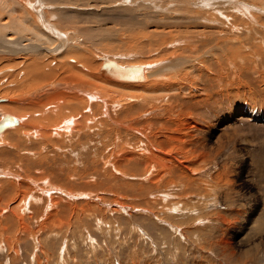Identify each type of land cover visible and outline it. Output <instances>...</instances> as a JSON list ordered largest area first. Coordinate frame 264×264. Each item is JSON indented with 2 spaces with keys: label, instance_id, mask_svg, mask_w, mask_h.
<instances>
[{
  "label": "rangeland",
  "instance_id": "obj_1",
  "mask_svg": "<svg viewBox=\"0 0 264 264\" xmlns=\"http://www.w3.org/2000/svg\"><path fill=\"white\" fill-rule=\"evenodd\" d=\"M10 1V3L4 2L5 7L11 11L15 10L13 6L14 0ZM19 1H21V3H28L29 0ZM228 1L229 0H225L223 3H219V7L224 11L223 14L229 18L226 21L228 30L224 29L226 32L222 35H218L213 33L214 25L208 23L210 19H213L214 15L207 14H211L214 8L209 7L203 10L195 9V2L193 0H31L32 3H39V5H37L38 9L42 7L40 10L41 14H43L44 11L51 10L52 13L45 12L49 16L51 22L62 20L60 22L62 24L60 25L62 27L60 31L67 37L66 39L63 38L65 40V47L62 52L56 54L57 57L68 52V49H72L71 47L80 49L78 51L81 53L90 51L91 54L88 56L91 58L92 68L96 66V70H93L92 74L102 81L108 80L99 74L100 66L103 64L101 59L102 56H106V60H109L112 57L121 55L123 57L122 59L125 60L124 62L128 63L125 65L129 66H145L148 65V63H157V60L168 61V59H173L171 57H189L194 61L193 66L196 67L198 66L196 60L201 62L203 56L207 57L208 54H211L198 53L201 43L203 42L207 45L209 42L217 43L218 41L217 47L219 51L223 49L222 55L226 61V67L229 68V70L233 69V71H237L235 66L239 64V58H243L247 62L246 70L250 74V81H256L257 83L254 87L246 86L245 88L250 90H247L249 92H245L244 94L241 92L242 90L240 87H235L234 90L225 93L223 89L231 87L229 81L226 82V87L224 88L222 82L219 84L211 79V81L205 85L197 76H193L190 78L188 77L189 79L187 82H184L187 84L185 85L186 88L184 90L180 88L177 90L178 93L175 91V88L177 86H183L179 85L178 81L170 75L167 76L168 70L171 69L168 68V70L165 71L166 76L165 74H161L159 77L155 76L156 82L154 81V83L162 85V88L160 91L149 94L150 96L148 98L151 100L150 102L155 105L156 101L151 99V97L156 98V100L159 98L158 101L160 100V104L158 108L170 109L169 112L158 110V108L155 110V115L159 113L156 115L155 119L161 118L162 123H157L158 126H155L152 121L148 128H133L135 133L127 131L130 130L128 128L125 129L122 126H117L118 130L125 129V131L129 132V135L125 140H117L118 142H116L114 148L116 154L129 153L130 155V153H139L143 150L142 154L145 155L148 153L146 151H149L147 148L149 149L150 146L147 147L143 145L142 147L138 145V132L146 137L148 143L152 135L150 130H172V135H175L178 140L171 141V147H178V145L184 147L182 150H187V154L192 155V159H190L195 162L194 166L197 167L198 165L199 167L201 165L200 163H202L203 165L201 166L205 167L202 172H194L192 175L195 179L199 178L204 194L208 193L206 195L201 193L202 200L199 202L195 200V202L199 206L201 205L202 208V204L206 203V200L209 199L208 197H216V201H212L205 207L210 208V211L207 210L209 212L204 211L203 208L198 212L197 208H195L194 211L198 214L199 219L203 220L204 225L198 224V230H194V228L191 227L190 231H192V233L186 236V239L180 238L179 232L175 231L171 226L172 222L166 218L165 214L153 216V214H148L146 212L147 207L156 206L159 203V201H157L159 195L155 194V196L154 193H145L143 188H131L130 184L132 185L133 182L137 181L132 180L129 176L122 179L119 178V182L117 181L119 187L115 190L117 193L119 192V194L123 192V196L120 195L121 197L118 198L114 195L112 196L127 205L128 209L126 212H121L120 214L113 213L116 207L112 202L106 203L107 206L97 203L96 200L99 196L103 195L102 191L106 190V187H115L114 184L117 186V183L114 181L112 186L111 184L106 185V181H104L103 178L97 177L96 168L92 171H86V169L97 166L102 161L105 162V157L108 156V152L111 151L109 150L110 147H108L102 151L103 155H101V152L95 159L93 157L77 158L72 155V162L76 165L79 173L85 178L83 183L85 182L93 185L101 182L104 183L103 186H98V190L100 189L101 192L99 190L97 194H92L91 199H83V202L82 196L79 197L81 199L80 201H82L81 205H85L86 203H97V208L100 209V211L96 215L87 214L80 219L76 218L77 214L74 213L75 211L72 212L73 210H68L63 214L65 219L59 217L55 221H51L50 219L48 221L46 220L49 215L48 213H54L55 211L50 205L48 206V202L45 207L42 208V215L38 221L34 219L35 216L31 217V215L28 216L26 214L22 222L23 224L16 222V228L18 229L14 228L10 223H7L9 220L8 216L6 218L7 221L3 220L4 222H1L2 228H4L3 226H5V228L9 226L8 229L13 227L10 231V236L5 234L8 238L12 236V239H8L7 241H12L13 238L14 240L17 238L18 240L15 241V244L13 242L14 248H10V246L7 248L5 244L8 243L6 237L3 236V231H0L2 232L0 239L2 240L5 238V240L3 239L4 241L0 240V264H264V93L261 95L256 94L257 91L262 92L264 90V78H262L264 73V65L262 62L264 50L262 46L260 47L262 44L258 41V38L246 37L239 31V27H236V25H238V21H236L238 20L237 16L241 15V13L234 9L233 4H228ZM236 1H244L247 4L255 6L257 10H253V12L257 14V16L261 15L258 14V8L263 6L262 9H264V0ZM40 2H45V4ZM35 4L32 5L34 6ZM28 8L32 9L31 7ZM243 8L245 7L243 6ZM29 11L35 14L34 11ZM18 12H16V14L14 13V20H17V17H21L22 14ZM2 13L4 14L5 12ZM218 16L219 15L216 17ZM6 17V15H3V17L0 16L1 19ZM32 18H34V15ZM261 18H264V16H261ZM215 19L223 23L220 18ZM255 27L261 30L260 27ZM207 28L212 30V32H209ZM216 28L218 27L216 26ZM230 29L232 31L227 33ZM2 37H4V35H0V40H11L9 38L7 39L6 36L4 37L5 39ZM223 41L225 42L224 44ZM221 42L224 46L220 44ZM27 43V41H22L21 44L23 45L19 44V48L23 49L24 45L29 44ZM213 43L212 46L214 45ZM212 46H208L207 48H212ZM259 47L261 53L258 51ZM233 49L235 52L237 51V54L240 56H233ZM260 54L262 55L259 58ZM1 56L3 55H0V57ZM228 58L234 59L228 60ZM8 59L11 60L5 62L4 58L2 62L0 61L1 103L11 102L12 93L10 92H13V90L8 89L7 85H9V82L12 80H17V70L29 71L22 61H17V57H9ZM69 59L74 60V58L70 57L66 61L59 58V61L54 65L58 63L61 65L68 64ZM228 61L234 65H230L227 63ZM69 63L76 64L74 61H69ZM78 67H80V65ZM64 68L65 67L62 66L61 71L56 70V72L52 73L55 75L54 79H58V83L60 84L69 81L62 76ZM13 69V72L6 73L7 70L12 71ZM170 71L172 74L176 72L174 69ZM176 73H179V71ZM176 73H174L173 76H175ZM193 73L194 71L192 74ZM155 77L152 79L154 80ZM41 79V76H38L27 83L33 84L41 81ZM235 80L237 81L234 77L233 82ZM195 81L197 84H195ZM96 83H99L98 86L100 87L105 85L99 80H97ZM149 83L151 84L152 82L148 81L147 84ZM66 85L69 84H65V87H63V85H58V88L54 89L55 92L68 93V96L75 95L76 92L67 89ZM209 85L210 90L206 88ZM13 86V82H11L10 88ZM108 86H111L112 90L121 94L119 91L122 88H118V86L115 85H113V87L112 85ZM100 87L94 90H98L99 93L97 91L96 93L94 91L92 92L95 101L93 97L90 99L93 104L98 103L100 100H104L100 97ZM211 91L213 93L217 92L216 94L219 96H214L215 98L212 101H210L209 97ZM45 92L48 93L46 90ZM55 92L48 93L46 96L55 94ZM126 93L139 94V92L133 90L127 91ZM95 94H99L97 96H99L100 99ZM130 94H127V96ZM170 97H174L176 101L171 102ZM110 98L111 100H117L118 96L111 95ZM187 100L188 102L190 100V104H187ZM107 107L106 119L110 115L108 104ZM119 111L120 109H118L116 113ZM148 111L149 114H142L139 120H137L138 118H133V121H130L131 125L130 123L128 125L123 123V125H127L130 128L134 127L133 124L140 121V119H147L149 121L154 113H152L150 109H148ZM245 113L247 114L244 116L243 114ZM3 115H10L13 117L9 113H0V119ZM112 116L114 117V115ZM167 123L168 126H166ZM57 124V120L53 119V125ZM142 130H148L147 132L149 134ZM134 136L137 138L135 139ZM105 137L102 136V138L98 140V142L100 141L99 143H101L100 145L97 144L100 146V149L104 144H109V138L107 141ZM218 138L220 139L218 140ZM194 140L195 143H193ZM3 144L6 145V142L4 143L0 140V149L5 147ZM216 147L218 148L217 153L215 152ZM154 148L157 149L156 146L152 147V149ZM93 150H95L94 152L97 154L96 148ZM176 151L179 152V148ZM179 159L184 163L190 164V161L187 162V158L183 155H181ZM112 162V159L108 161L109 164ZM196 162L198 164H196ZM1 167H6L8 172H13L17 168H22L23 162L18 158L4 157L0 160V169ZM42 173L43 172H41L40 175H42ZM98 173H100V171H98ZM113 175L118 176L119 174ZM155 175L156 173H151L149 179L155 178ZM187 175L190 176L188 173ZM92 176L94 179L90 181ZM112 178L116 179L114 176ZM201 179H203L202 181L204 184ZM83 183L79 182V184ZM161 183L162 182H160V184ZM161 185H163V183ZM162 189L166 188L162 186ZM162 189L159 194H161L162 191L164 192ZM170 190L171 189H168L167 191L166 189L165 191L169 192ZM142 192H144V195ZM52 194L57 193L55 192ZM151 195L154 196L152 197ZM194 197L195 196H193V198ZM140 198L142 201H146L147 204L136 207L141 201ZM64 199V203L70 206H72L73 202L79 201L77 198L65 197ZM172 203L174 202L169 200L166 205ZM37 206L40 205L37 204ZM111 209L113 210L112 213L110 212ZM176 210L174 212L171 210L168 216L180 217L182 212ZM216 211L222 212L227 221L221 222L214 220L216 214L212 216V213ZM78 215L81 216V213ZM189 215V213H186L184 216ZM186 218L189 217H185L184 219ZM175 223L180 224L178 225L180 229L184 226V222L181 220L176 219ZM44 224L46 225L44 226ZM22 226L25 228L28 227L29 229L27 228L24 233L22 232ZM253 227L255 228L254 230ZM141 231L143 234L140 233ZM242 236L248 237L245 242L248 243V245L245 247L241 244L239 245ZM226 243L228 244L226 245ZM235 243L239 246L235 247ZM253 245L257 246L254 250H252L254 247ZM230 250H233V255H229L231 252Z\"/></svg>",
  "mask_w": 264,
  "mask_h": 264
},
{
  "label": "bare ground",
  "instance_id": "obj_2",
  "mask_svg": "<svg viewBox=\"0 0 264 264\" xmlns=\"http://www.w3.org/2000/svg\"><path fill=\"white\" fill-rule=\"evenodd\" d=\"M193 1L195 2V5L193 4L195 6V9L203 10L209 7L214 8L212 12L210 11L211 14L206 13L207 15H214L213 19H210L208 21V23L214 25L213 33L222 35L226 32L224 31V29L228 30L226 21L229 18L223 14L224 11H222V9L219 7V3H223V1L225 0ZM4 2L10 3L11 1L0 0V16L3 17V15H6L8 17V20L7 17L4 19L0 18V35H4V37L6 36L7 39L9 38L11 40H0V55H3L0 57V61L2 62L5 58V62H7L11 60L8 59L9 57H17V61H22L23 64L27 66L26 68H28L29 71L17 70V80L11 81L13 82L14 86L10 88L11 82H9V85H7L8 89L13 90V92H10L12 93L11 102H0V113H9L13 117H15L14 119L16 120L15 124H8L4 127L2 131H0L1 134L6 130L2 135H0V140L4 143L6 142V145L3 144L5 145V147L0 149V160L4 157L18 158L21 159V161L23 162V167L17 168L13 172H8L6 167H1L0 169V231H3V236H5V234L10 236L11 229L13 227L16 228V222L22 223L25 219L26 214L28 216L31 215V217L35 216L34 219L38 221L42 215V208H44L48 202V206L50 205L52 209H55L54 213H48L49 215L46 219L48 221L49 219L51 221H55L59 217L64 218L63 214L68 210H73L72 212L75 211L74 213L77 214L76 218L80 219L82 216H86L87 214L96 215L100 211V209L97 208V203L99 205H106V203L112 202V204H114V206L116 207L113 213L120 214L121 212H126L128 209L127 205L116 199L118 197L123 196L122 194L124 193L121 191L122 194H119V192L117 193L115 189L119 187V178L122 179L126 178L127 176L132 178V180L137 181L133 182L132 185L130 184L131 188L139 187L143 188L145 193L148 192L154 193V195H159V199L158 197V200L156 199L157 201H159V203L157 202L158 204L156 206L159 207H147L146 212L148 214H153V216L157 214H165L166 218L172 222L171 226L175 229V231L179 232L180 238L186 239V236H189L190 233H192V231H190L191 227H193L194 230H198V224L204 225L203 220L199 219L198 214L194 210L195 208H197L198 212H200V209L202 208L204 211L209 210L210 208L205 207L209 205L212 201H216V197L211 198L207 195L209 199L206 198V203L202 204V208L201 205L199 206L195 202V200H197L198 202L202 200L201 193L204 194V190L202 191L199 178L197 177L198 179H195V177L193 178L192 175L194 174V172H202L203 168L205 167L201 166L203 165L202 163H200L201 165L199 167L198 165L197 167L194 166L195 162L191 161L192 155L187 154V150L183 151L182 148L184 147H181L179 145L178 147H171V141L178 140L175 135H172V130H150L152 135L151 138L148 140V143L146 137H144L142 133L138 132V145L142 147L143 145H146L147 147L150 146L149 149L147 148V150L149 151H146L145 149V151L148 152L145 155L142 154V149L141 152L132 154L130 153V155L129 153L116 154L114 148L116 142H118V139H126V137L129 135V132L127 131L133 133V128H148V126L151 125L152 121L154 123L153 125L158 126L157 123H160L162 121L161 118L155 119L156 115L159 114L157 113L155 115V110L159 107L160 104V100L158 101L159 98L156 100V98L151 97V99L156 101V105L151 103V100L148 99L150 96L149 94L160 91V89L162 88V85L154 83V81L156 82L155 76L159 77L161 74H165L166 76L165 71H167L168 68H171L174 69L176 72L179 71V73L174 72L176 73V75L173 76L174 73L172 74L170 69L168 70L167 76L170 75L172 78L178 81L179 85L183 86H175V91L179 90L180 88L184 90L186 88L185 85H187L184 82H187L190 77L197 76V78H199L205 85H207L208 82H210L212 79V81L219 84L220 82H222L224 84V88L226 87V82L229 81L231 87L223 89L225 93H229L230 91L234 90L235 87H240L242 91H239L244 94L245 92H249L247 90H250L248 88H245L246 86L254 87L257 83L256 81H250V74L246 70L247 62L243 58L238 57L239 61H237L239 64H236L234 62L236 64L235 69H237V71H233V69L229 70V68L226 67V61L222 55L223 49L219 48L220 51L218 50V41L217 43L209 42L207 45L202 42L200 48L198 49V53L211 54H208L207 57L203 56V60L201 62L196 60L198 64V66L196 67L193 66L194 61L191 60L192 58L189 57H171L173 59H168V61L157 60V63H148V65L145 66H129L125 65L128 63L124 62L125 60L122 59L123 57L121 55H117L110 59L107 58L109 60H106V56H102L101 59L103 64H101L100 66L99 74L100 76H103L111 82L108 80L102 81L92 74V71L96 70V66L95 68H92V61L91 58L88 56L89 54H91L90 51H85L84 53H81L78 51L80 49L71 47L72 49H68V52L63 53V55L60 57H57L56 54L62 52L63 48L65 47V40L63 38L66 39L67 36L63 35V33H61L60 31V29H62V27L60 26L62 25L60 23L62 20H59L58 22H51L49 20V16L46 13H52L51 10L44 11V13L41 14L40 10L42 9V7L40 9H38L37 7L39 3H32L31 0H29L28 3H21V1L19 0H14L13 6L15 10L11 11L5 7ZM228 2V4L230 5L233 4L234 9L242 15L237 16L238 20L235 19L236 21H238V25H236V27H239V31L242 32L243 35H245L246 37L255 39L258 38V41L262 44L260 45V47L262 46L264 50V18H261V16H264L262 15L264 14V9H262L263 6L261 8H258V14L261 15L257 16V14L253 12V10H257V8H255V6L251 4H247L244 1L236 0H229ZM40 3L45 4V2ZM32 4L35 5L33 6ZM243 6L245 8H243ZM28 7H31L32 9H29ZM28 9L34 11L36 15L30 12ZM18 11L22 15L20 14L21 17H15L17 20H14V13L16 14V12ZM2 12L5 13L3 14ZM215 13L216 16H219L216 17ZM33 15L34 18H32ZM215 18H220L223 23H220ZM216 26L218 28H216ZM255 26L260 27L261 30L257 29ZM207 30L209 32H212V30H209V28H207ZM230 31L232 30L230 29L229 31H227V33H230ZM21 40L27 41L29 43H27L28 45H24L23 49L19 48V44L22 43ZM212 43L214 44L213 46ZM224 43L225 42L223 41V44ZM220 44H222V42ZM208 46H212V48H207ZM260 47L258 48L259 53H261V51L259 50ZM261 55L262 54L259 55V58L261 57ZM233 56L237 57L240 55L237 54V51L235 52V50L233 49ZM69 57L74 58V60L69 59L68 64L61 65L58 63L54 65L59 61V58H61V60L63 61H66ZM230 59L234 58H228V60ZM69 61H74V63L76 64H70ZM164 62H166L167 64ZM262 62L264 65V58L262 59ZM109 63L117 66L120 69L117 70L118 77L114 79L111 78L107 73V71H111L107 68H110ZM227 63L232 66L234 65L229 61ZM79 65L80 67H78ZM62 66L65 67L63 69L64 73L62 76L68 79L69 81H65L63 82V84H60L58 83V79H54L55 75H53L52 73L56 72V70L61 71ZM132 67L140 68L141 75L139 77H137L134 71L132 70H127V72L124 71L125 69ZM13 71L14 69L12 71L7 70L6 73H10ZM193 71L194 73L192 74ZM122 75L130 76L133 79L128 81H121L119 77H121ZM38 76H41V81L35 82L33 84L27 83L30 80H34ZM153 77H155L154 80L152 79ZM234 77L237 79V81L235 80L233 82ZM262 78H264V73ZM97 80L103 82V84L105 85L103 87L98 86L99 83H96ZM148 81L152 83L147 84ZM65 84H69L66 85L67 89H69L70 91L72 90V92H76L78 94L75 93V95L73 96H68V93L66 94L62 92H55L54 89H57L58 85H63V87H65ZM195 84H197L196 81ZM108 85H112V87L113 85H115L118 86V88H122L121 90L119 89V92H121V94L112 90L111 86ZM210 85L206 87L208 90H210ZM98 87H100V97H102L101 99L104 100H98V103L93 104L91 103L90 98L93 97L92 92ZM45 90L48 93L55 92V94H49L48 97L46 96L48 93H46ZM131 90L137 91L139 92V94L126 93L127 91ZM96 91L98 92V90ZM96 91L94 92L96 93ZM216 93H213L212 91L209 93L210 101L214 100V96L218 95ZM263 93L264 90L262 92L257 91L256 94L261 95ZM127 94H130L128 96L131 97H128ZM95 95L97 96L99 94ZM111 95L118 96L117 100H111ZM93 99L95 101L94 97ZM170 100L171 102L176 101L174 100V97H170ZM107 104L110 109V115L106 119L105 116L108 110ZM187 104H190V100L189 102L187 100ZM118 109H120V111L116 113ZM148 109H150L151 112L154 113V115L149 119V121L147 119H140V121H137L133 124L134 127L129 128L127 126L130 121H133V118H138L137 120H139L142 114H149ZM158 110H165L166 112L170 111L169 108H158ZM246 114L247 113L243 115L245 116ZM112 115H114V117ZM5 116L13 118L10 115H3L1 116L0 121ZM53 119L57 120V125H53ZM123 123L127 125L124 126ZM117 126H122L125 129L128 128L130 130H118ZM166 126H168V123L166 124ZM142 131L148 133V130ZM102 136H106L105 138H107V141L108 138L110 141L109 144H104L100 149V146H98L97 144H101L99 143L100 141L98 142V140L102 138ZM134 137L135 139L137 138L136 136ZM219 139L220 138H218V140ZM193 143H195V140L193 141ZM153 146H156L157 149H152ZM108 147H110L109 150L111 151H109V155L105 157L106 161H102L97 166H93L91 168L86 169V171H92L96 168L97 177L103 178L104 181H106V185L111 184L112 186V183L116 181L117 186L116 184H114L115 187H106V190L102 189L103 195L99 196V198L96 200V204L86 203L85 205H81L82 201H80L81 199L79 197L82 196V200L91 199V195L97 194V191L100 190H98V186H103L104 183L101 182L95 185L88 184L85 182L83 183V180L85 178L82 176V174L79 173L78 169L76 168V165H74V163L72 162V155L76 156L77 158L93 157L95 159L97 155L99 156V154H101V152ZM95 148L97 150V154H95V150H93ZM178 148L179 152L176 151ZM217 151L218 148L216 147L215 152L217 153ZM101 155H103V152ZM181 155L185 156L187 158V162L190 161V164L181 161L179 159ZM110 159L113 160L111 164L108 163ZM196 164L198 163L196 162ZM98 171H100V173H98ZM41 172H43L42 175H40ZM153 172L156 173L155 178L149 179L151 173L153 174ZM187 173L190 174V176H188ZM113 174L119 175L115 176ZM113 176L116 177V179L112 178ZM92 179H94L93 176L91 177L90 181ZM202 180L203 179H201V181ZM79 182H82L83 184H79ZM160 182H162L163 185H161L162 183L160 184ZM162 186L166 188L167 191L168 189L171 190L169 192H166V189H162ZM161 189L164 190V192L162 191V193L159 194V192H161ZM55 192L57 194H52ZM142 193L144 195V192ZM113 195L116 196V198H113ZM193 196L195 197L193 198ZM65 197L73 199L77 198V200L79 201L73 202L72 206H70L69 204L64 203ZM169 200H172L174 203L166 205L167 201ZM37 204L40 206H37ZM146 204V201L141 200L136 205V207H141ZM112 209L110 210L111 213L113 211ZM171 210H173V212L175 210L182 212V215L180 217L168 216V213ZM79 213H81V216L78 215ZM186 213H189L190 215L184 216ZM214 214H216L214 220L221 222L227 221L226 217L222 214V212L216 211L212 213V216H214ZM8 216L9 220L7 221L6 218ZM185 217L189 218L184 219ZM176 219L184 222L183 228L180 229V227H178V225L180 224L175 223ZM3 220H6L7 223H10V225H13V227L11 229L9 228L10 230L8 229L9 226L7 228L3 226L5 229L2 228L1 222ZM45 225L46 224H44V226ZM22 228V232L25 233V230L28 227L25 228L22 226ZM254 229L255 228L253 227V230ZM140 233L143 234L142 231ZM0 236H2V232H0ZM8 236H5L6 241L8 239H12V236L10 238H8ZM247 238L248 237L242 236L243 241L241 240V242H239V245L241 244L243 247L247 246L248 243H245ZM3 239L5 240V238ZM17 240V238L16 240H14L13 238L12 241H7L8 243H5L7 248L9 246L10 248L13 247V242L15 244V241ZM227 244L228 243H226V245ZM239 245L235 243V247H238ZM256 248L257 246L255 245L252 250ZM230 251L231 252L229 255H233V250Z\"/></svg>",
  "mask_w": 264,
  "mask_h": 264
},
{
  "label": "water",
  "instance_id": "obj_3",
  "mask_svg": "<svg viewBox=\"0 0 264 264\" xmlns=\"http://www.w3.org/2000/svg\"><path fill=\"white\" fill-rule=\"evenodd\" d=\"M109 67H107L109 70L111 71H107L108 75L111 77V78H116L118 77L117 75V70H120L117 66L113 65V64H110L109 63ZM112 67V69H111ZM127 70H132L134 71V73L136 74L137 77H139L141 75V71H140V68L138 67H132V68H127L125 69L124 71L127 72ZM122 71V70H121ZM127 75V74H126ZM126 75H122L120 78V80L122 81H128V80H131L133 78H131L130 76H126ZM15 124L16 123V120L14 118H10L9 116H5L1 121H0V131H2L4 129L5 126H7L8 124Z\"/></svg>",
  "mask_w": 264,
  "mask_h": 264
}]
</instances>
